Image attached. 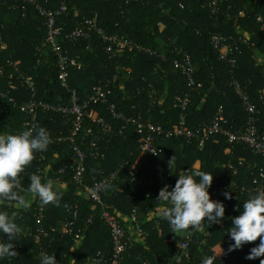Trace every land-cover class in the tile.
I'll use <instances>...</instances> for the list:
<instances>
[{
    "label": "trees",
    "instance_id": "16d2710c",
    "mask_svg": "<svg viewBox=\"0 0 264 264\" xmlns=\"http://www.w3.org/2000/svg\"><path fill=\"white\" fill-rule=\"evenodd\" d=\"M209 3L210 0H39L47 10L61 8L63 4L66 6V11L58 19V26L62 28L59 43L70 56H81L83 67L70 71V90H76L82 101L100 82L112 78L117 67L126 68L130 75L126 78L128 72L122 74L121 78L126 82L118 85L111 97V102L121 111L128 116L143 114L169 129L181 120L182 111L174 107L176 98L190 94V103L184 112L187 123L190 129L202 132L217 117L221 107L231 124L243 125L246 121L242 100L233 86L236 81L257 106L259 127L264 130V101L260 100L259 94L264 89V32L262 23L258 21L259 18L264 21V0H222L217 16L212 14ZM86 20L95 21L110 36L128 38L157 52L158 56L151 57L136 49H127L122 56L112 58L99 37L72 42L70 34ZM215 35H222L225 44L233 48L234 68L221 60L212 46ZM47 38L46 20L36 6L24 0H0V91L7 92L13 80L18 91L11 97L18 103L32 97L27 85L29 79L36 86L38 100L51 104L69 100V91L58 80L55 56L44 53ZM181 49L191 56L197 68L196 79L203 85L200 90L191 92L185 78L174 69V62L179 58L177 51ZM46 56L49 61H46ZM150 85L158 90L159 99L166 96L163 106L158 101L153 104L149 97ZM93 108L118 126L106 111V106ZM28 120V116L9 100L0 101V134H15L25 129ZM88 126L87 123L81 134L73 138L74 143L59 142L60 138L72 135L71 120L69 122L57 113H39L37 129L45 127L53 144L47 152L36 154L32 164L21 174L22 184L27 187L31 174L44 172L46 180H59L64 184L63 195L58 206L49 204L42 208L36 200L30 208L20 211L16 223L22 232L13 249L17 256L10 260L11 264H39L35 238L26 232L29 230L33 235L43 228L51 233V228L71 219L75 210L80 217L79 227H84L85 222L94 216L81 246H76L71 236H56L52 251L66 264H86L89 259L99 256L104 264H110L113 255L110 233L100 219L101 209L86 195L85 188L121 170L126 164L134 167L139 163L142 165L139 180L145 183L152 178V186L133 184L127 172L121 170L115 180L106 184L102 194L106 208L125 227L130 225L129 218L135 209L140 223L144 216L159 212L163 206L157 204L159 191L165 185H169L171 190L184 171H204L213 174V182L216 181L219 187L235 186L233 198L225 199L219 190L221 196L215 197V186H211V199L223 202L225 218L220 224H205L206 231L195 234L191 259L183 264H201L203 258L213 254L228 255L227 264H260V259H264L261 257L248 262L246 257L250 249L247 253L241 249L229 252V247L219 246L228 237L231 218L240 214L238 206L254 195L241 189L251 187L256 166L264 168V159L254 156L244 146L232 149L223 139H218L217 143L210 139L201 149L195 141L174 138L165 143L164 153L159 158L144 156L140 151L142 139L136 134L135 127H128L122 137L103 139L99 144L101 156L98 157L91 148L92 138L86 137ZM95 130L99 131L96 127ZM74 145L87 154L86 173L80 185L75 182ZM173 157L174 165L169 169L168 161ZM230 160L235 168L221 167ZM241 160L244 161L243 167L238 165ZM158 165L162 166L161 171H157ZM65 167V172L59 173ZM234 169H238L237 174H234ZM4 210L11 212L14 209L5 207ZM142 228L148 234L126 254V264H162L178 249L180 238L171 239L179 233H172L168 222L160 216ZM63 256L67 258L63 259ZM10 261L5 259L0 264H10Z\"/></svg>",
    "mask_w": 264,
    "mask_h": 264
},
{
    "label": "built area",
    "instance_id": "2783aa9c",
    "mask_svg": "<svg viewBox=\"0 0 264 264\" xmlns=\"http://www.w3.org/2000/svg\"><path fill=\"white\" fill-rule=\"evenodd\" d=\"M24 1L25 3L28 2L29 4L36 6V10L46 20L48 38L44 45V53L47 56L48 54H53L55 56L59 70L58 80L61 83V86L69 91L70 97L68 101L62 99V101L57 104L38 100L36 86L32 79H29L27 80V85L32 97L29 100H24L18 103L11 97L13 92L18 91L17 85L12 80L7 92L0 91V101L9 100L11 104H14L22 113L28 116L29 120L25 124V129H22L17 133L22 132L29 127L37 129L39 113L52 112L60 114L68 119L69 122L70 120L72 122V135L68 138H60L58 140L59 142L66 140L74 143L73 138L79 136L88 123L89 126L86 128V137L89 136L92 138L91 148L93 154L98 157L101 156L99 144L103 139L116 136L122 137L128 127H135L136 134L141 136L142 139L140 151L144 156L159 158L164 153L165 143L174 138L186 139L189 142L195 141L201 149L205 148L210 139L214 140L216 143L218 139H223L232 149L244 146L251 151L254 156L264 159V130L259 127V110L257 106L252 103L248 92L236 81L233 83V86L242 100V109L246 115V121L244 124H231L224 115V109L221 107L218 111L217 117L210 125L206 126L202 132L190 129L187 123V115L184 112L189 106L191 98L190 94L185 98H176L174 107L182 111L181 120L178 124L169 129H166L162 124L155 122L152 118H146L143 114L138 116H128L121 111L115 103L111 102V97L113 96L114 89L117 88L118 85H123L126 82V80H122V74L128 72L126 73V78L130 75L129 70L126 68L117 67L116 74L112 78L100 82L92 89V92L87 96V99L82 101L76 90H70V71L72 69L80 70L83 67L81 56H70L68 52L64 51L59 43V40L62 37V28L58 26V19L66 11L65 4H63L61 8L47 10L39 4V0ZM221 2L222 0H210L209 8L213 15L217 16L221 11ZM258 21L262 23L261 30L264 32V21L262 18H259ZM94 37H99L105 45L107 54L112 58L122 56L127 49H136L138 52L147 54L151 57L158 56L157 52L145 46L137 45L128 38L108 35L104 29L100 28L97 23L92 20H86L84 23L80 24L69 36L74 43L80 40H93ZM212 46L220 54L221 60L227 61L233 68L235 67L236 61L231 58L233 48L230 45L225 44V39L222 35H215L212 38ZM47 56L45 59L46 61H49V57ZM177 56L179 58L174 62V69L185 78L190 91L193 92L202 89V83L198 82L196 79L197 68L193 64L191 56L182 49L177 51ZM10 78L12 79L13 75H11ZM121 80L122 83H120ZM150 87L152 88V91L149 94V97L153 99V104L158 101L160 103L159 105L163 106L166 96L159 99L158 90L152 85H150ZM259 94L260 100L264 101V89H262ZM97 105L106 106V111L118 126H114V124L107 121L100 115L99 111L93 108V106ZM95 127L99 129L98 132H96ZM72 149L74 152L75 182L80 185L83 182L86 173L87 154L77 145H74ZM153 149L156 150L155 153L151 151ZM243 162L244 161L241 160L238 165L243 167ZM227 166L235 168V164H233L232 160H230L228 164H223L221 167L226 169ZM66 168L67 167L61 169L59 173L63 174ZM121 170L127 172V176L133 184H142L145 187H150L154 183L152 178L145 183L139 180L142 176L141 163L134 167H129L126 164L122 166ZM121 170L112 173L109 177L103 178L101 181L95 182L92 186H87L85 188L86 195H88L98 208L101 209L99 214L100 219L107 226L110 233L113 247V255L110 264H126V254L136 244L135 240L130 236L128 227H125L119 218L106 208L102 198L106 184L115 180L117 176L121 174ZM161 170L162 166L158 165L157 171ZM237 173L238 169H234V174ZM40 174L43 178L42 182H44L46 180L44 172H40ZM253 176L251 187L249 189L246 187L241 189L242 192L256 194L260 191H264V168L256 166V171L253 173ZM57 182L60 183L59 180H57ZM212 186H215L216 190L214 195L217 198L221 196L218 190L222 193L230 191L232 194L235 189V186L224 185L219 187L216 181L212 183ZM93 220L94 216H91L89 220L85 222L84 227H79L80 217L78 211L75 210L71 219L55 228H51V233L40 228L33 235L28 230L26 235L34 236L35 238L38 260L41 253H47L55 255L58 264H66V262L64 263V261L60 259V256L57 253L52 251L56 236H71L73 237L76 246L80 247L83 238L86 236L88 227L93 224ZM129 221L133 224V230L140 240L147 236L146 231L142 228L143 226L140 223L137 209L133 211ZM39 223L41 222L39 221ZM205 231L206 227L203 226L198 231L181 232L177 235H173L171 241H175L177 236L180 238L179 247L174 253H172L170 258L164 260L162 264H183L184 261H189L191 259V244L194 242L195 234L203 233ZM230 243H232V241L228 236L220 242L219 246L221 245V247L226 248L229 247ZM258 244L259 239L255 242L244 245L241 251L247 253L249 252V249ZM211 256L218 255L213 254ZM62 258L66 259L67 256H63ZM228 258V255L219 256L216 264H227L226 261ZM247 261L254 262L255 260L247 259ZM86 264H104V260L99 256V258L89 259Z\"/></svg>",
    "mask_w": 264,
    "mask_h": 264
},
{
    "label": "clouds",
    "instance_id": "9594fccd",
    "mask_svg": "<svg viewBox=\"0 0 264 264\" xmlns=\"http://www.w3.org/2000/svg\"><path fill=\"white\" fill-rule=\"evenodd\" d=\"M52 144L51 134L45 127L0 134V261H10L17 256L13 249L22 231L16 223L21 210H27L36 200L42 208L49 204L59 205L63 183L52 179L42 182V175L33 173L27 187L22 184L21 174L32 164L36 154L47 152ZM151 151L156 152L155 149ZM173 165L174 157L168 161V168ZM213 178V174L204 171L192 173L187 170L178 176L171 190L169 185H165L159 191L157 204L163 205L159 215L168 222L172 233L198 231L205 224L223 221L225 205L211 199L209 192ZM223 196L227 200L233 198L230 191L223 192ZM5 207L14 210L9 212L4 210ZM238 210L240 214L231 218V227L227 230L232 241L228 251L240 250L259 238V244L250 249L246 259H260L264 257V191L250 195ZM219 256L203 258L201 264H216ZM39 264L58 262L55 255L41 253ZM260 264H264V259H260Z\"/></svg>",
    "mask_w": 264,
    "mask_h": 264
},
{
    "label": "crops",
    "instance_id": "0c3cea01",
    "mask_svg": "<svg viewBox=\"0 0 264 264\" xmlns=\"http://www.w3.org/2000/svg\"><path fill=\"white\" fill-rule=\"evenodd\" d=\"M252 7H255L256 5H251ZM159 212H157L156 214H153L152 216H144V218L141 220V225L142 226H146V224L148 222L151 221V219L159 217ZM129 232H130V236L135 240L136 243L142 242V240H140V238L137 237L136 233L134 232L132 225L130 223V225L128 226ZM146 231V230H145ZM146 233L148 234V232L146 231ZM70 264V263H68Z\"/></svg>",
    "mask_w": 264,
    "mask_h": 264
}]
</instances>
